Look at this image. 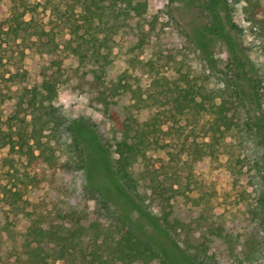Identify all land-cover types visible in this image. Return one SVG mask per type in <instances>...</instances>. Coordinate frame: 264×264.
<instances>
[{
	"label": "trees",
	"instance_id": "1",
	"mask_svg": "<svg viewBox=\"0 0 264 264\" xmlns=\"http://www.w3.org/2000/svg\"><path fill=\"white\" fill-rule=\"evenodd\" d=\"M212 1L223 4L232 29L242 31L233 20L240 10L254 37L264 40L261 0ZM148 6L149 0H0L5 13L0 38L3 33L36 35L55 74L26 88L6 120L0 114V148H8L0 201L22 204L30 218L23 250L4 239L2 231L11 223L0 222V264H170L148 234L116 212L99 187L85 183L73 190L83 201L79 206L36 200L41 184L60 183L62 171L86 172L78 121L54 105L61 76L69 72L78 77L77 87L99 92L108 108L114 136L104 151L115 179L142 204L140 185L148 181L161 209L160 226L195 264H224L225 254L232 264H264V126L239 89L243 72L236 63L233 73L215 68L174 15L199 61L191 57L190 46L146 56L150 29L140 20L138 40L114 57L111 43ZM216 19L214 31L221 33L223 17L217 14ZM59 26L73 35L72 51L92 62L89 71L66 68L56 38ZM252 80L257 93L262 80ZM125 95L134 99L133 107L150 110L149 116L110 108ZM159 151L164 156H156ZM205 158L211 178L194 166ZM223 184L246 207L252 231L209 220L199 210ZM92 199L97 206L90 213ZM214 241L224 249H213Z\"/></svg>",
	"mask_w": 264,
	"mask_h": 264
},
{
	"label": "rangeland",
	"instance_id": "2",
	"mask_svg": "<svg viewBox=\"0 0 264 264\" xmlns=\"http://www.w3.org/2000/svg\"><path fill=\"white\" fill-rule=\"evenodd\" d=\"M261 4L262 10L259 15L264 18V0H261ZM217 14L223 17L222 23L225 28L221 33L214 31L215 23L218 21ZM225 14L223 4L212 0H149L148 10L143 17L129 19L111 43L112 55L120 58L122 53L138 40L137 20H140L146 22V29H150L145 47L146 56L169 47L185 50V46H190L191 57L199 61L197 51L188 44L186 36L173 18L174 15L190 31L215 68L233 73L235 63L240 67L243 78L238 79L237 83L241 94L247 100L254 119L264 126V40L254 37L250 24L240 10L234 12L233 20L242 31L232 29L231 22ZM4 15L0 8V21ZM56 31L66 68L80 67L81 71H89L94 67L89 59L83 60L79 53L72 51V46L76 43L67 26H59ZM42 51L41 41L32 33H22L20 37L3 33L0 38V114L4 120L12 112L18 97L26 88L41 82L46 75H55L54 69L49 68L48 56ZM118 70L120 69L117 68L114 72ZM252 78L262 80L257 93L253 88ZM77 85L78 77L73 73L61 76L54 105L78 121L79 134L87 150L86 172L77 174L62 171L60 183L53 185L47 180L41 184L42 190L36 200L42 203L62 201L79 206L83 201L79 193L73 190L81 189L85 183L99 187L116 212L140 232L148 234L170 264H195L160 226L157 217L161 215V209L158 200L153 198L148 181L140 185V192L145 197V203L142 204L115 179L108 155L104 151V144L112 143L114 136L108 108L99 92L91 90L88 85L84 87ZM133 102L134 99L125 95L120 98L119 103L111 105L110 108L122 112L131 109V112L141 118H147L150 110L137 109L131 105ZM112 149L114 145L111 146ZM7 152L8 148H0V178L7 170L3 162ZM159 155L164 156V153L159 151L156 156ZM194 166L208 178L212 177L208 159L194 163ZM66 187L67 192L64 191ZM220 188L218 195L205 199L199 210L209 220H226L231 224L234 222L240 230L247 233L252 231L254 225L246 218V207L236 202L234 192L228 193L226 185L223 184ZM87 204L92 213L97 206L95 200H88ZM0 222L11 223L2 231L4 239L9 244H15L19 250H23L30 218L22 204L0 201ZM201 234L202 230L197 229L196 235ZM212 245L213 249L218 248L221 251L224 249L220 241H214ZM224 264H232L226 254Z\"/></svg>",
	"mask_w": 264,
	"mask_h": 264
}]
</instances>
